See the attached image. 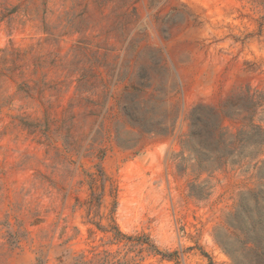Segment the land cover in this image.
Listing matches in <instances>:
<instances>
[{
  "label": "rangeland",
  "instance_id": "374dc122",
  "mask_svg": "<svg viewBox=\"0 0 264 264\" xmlns=\"http://www.w3.org/2000/svg\"><path fill=\"white\" fill-rule=\"evenodd\" d=\"M247 86L264 0H0V264H264L263 163L183 147Z\"/></svg>",
  "mask_w": 264,
  "mask_h": 264
},
{
  "label": "trees",
  "instance_id": "16d2710c",
  "mask_svg": "<svg viewBox=\"0 0 264 264\" xmlns=\"http://www.w3.org/2000/svg\"><path fill=\"white\" fill-rule=\"evenodd\" d=\"M225 119L236 120L239 130L229 133ZM201 171L217 170L229 162L264 167V90L247 86L219 106L197 104L189 116V132L183 142ZM264 178V177H262ZM264 200V192L254 194Z\"/></svg>",
  "mask_w": 264,
  "mask_h": 264
}]
</instances>
